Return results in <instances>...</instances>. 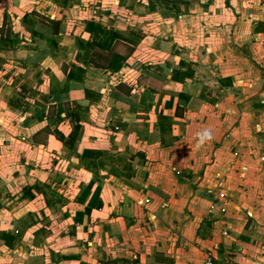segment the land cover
<instances>
[{"label":"crops","instance_id":"1","mask_svg":"<svg viewBox=\"0 0 264 264\" xmlns=\"http://www.w3.org/2000/svg\"><path fill=\"white\" fill-rule=\"evenodd\" d=\"M209 258L264 264V0H0V264Z\"/></svg>","mask_w":264,"mask_h":264},{"label":"clouds","instance_id":"2","mask_svg":"<svg viewBox=\"0 0 264 264\" xmlns=\"http://www.w3.org/2000/svg\"><path fill=\"white\" fill-rule=\"evenodd\" d=\"M199 135L201 138L200 142H202L205 137H208L210 135V133L208 131H204L203 133H201Z\"/></svg>","mask_w":264,"mask_h":264},{"label":"built area","instance_id":"3","mask_svg":"<svg viewBox=\"0 0 264 264\" xmlns=\"http://www.w3.org/2000/svg\"><path fill=\"white\" fill-rule=\"evenodd\" d=\"M147 202H149V200H147ZM205 264H214L213 263V259L212 258L207 259V261L205 262Z\"/></svg>","mask_w":264,"mask_h":264},{"label":"trees","instance_id":"4","mask_svg":"<svg viewBox=\"0 0 264 264\" xmlns=\"http://www.w3.org/2000/svg\"><path fill=\"white\" fill-rule=\"evenodd\" d=\"M96 67V66H95Z\"/></svg>","mask_w":264,"mask_h":264}]
</instances>
